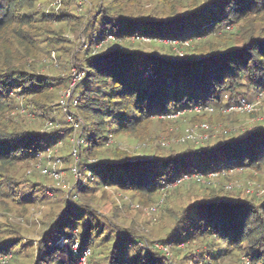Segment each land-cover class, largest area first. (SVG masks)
Listing matches in <instances>:
<instances>
[{"label":"trees","instance_id":"1","mask_svg":"<svg viewBox=\"0 0 264 264\" xmlns=\"http://www.w3.org/2000/svg\"><path fill=\"white\" fill-rule=\"evenodd\" d=\"M80 2L0 0V256L11 255L5 264H78L86 249L88 264H264V121L214 134L201 127L218 110L256 113L227 109L264 91V0ZM109 36L114 40L104 45ZM141 39L154 50L130 42ZM44 64L54 69L43 73ZM72 69L84 76L63 111L59 100ZM20 106L35 122L19 116ZM181 113L202 138L155 142L150 156L118 147L120 137L151 139L154 126ZM67 115L80 121L78 132ZM69 138L76 143L61 158L71 163L73 186L48 188L37 169ZM234 175L245 185L228 187ZM106 189L129 194L141 208H161L163 226L140 230L119 220V209L104 212ZM50 198L38 238L23 241V227L6 214L26 217Z\"/></svg>","mask_w":264,"mask_h":264},{"label":"rangeland","instance_id":"2","mask_svg":"<svg viewBox=\"0 0 264 264\" xmlns=\"http://www.w3.org/2000/svg\"><path fill=\"white\" fill-rule=\"evenodd\" d=\"M55 6H57L56 4H54ZM84 9L82 10L81 13H83ZM88 13L85 12L83 14L84 18H87ZM68 35V34H66ZM70 38V37H69ZM75 37H73L74 39ZM72 39V40H73ZM112 42L113 40H108L106 41V43H104V45H108L109 43ZM130 42H137V43H141L140 46H142V48H146V51H150V50H154V47H151V44L148 40L145 39H141V40H130ZM161 44L164 46V49H166L167 45L169 44L167 41H163L161 42ZM171 46H173L172 48L174 50H176L175 44L174 43H170ZM77 47V46H76ZM158 51L165 53V51H163V49L159 50V47L157 49ZM176 52H178L176 50ZM179 54L181 52H178ZM57 53H51V56H56ZM48 58V56L46 57V59ZM57 61V60H56ZM46 67L43 69V73L47 72L48 70L54 69L50 66H48V64H44ZM54 67V66H53ZM60 68V67H59ZM61 69V68H60ZM73 70V69H72ZM71 70V73H72ZM251 94V92H250ZM249 94V95H250ZM248 97L247 99L249 100V104H255L254 105V112L255 115L254 116H248V115H232V116H222L223 114L220 113H216L213 112V115H210V117L206 116L205 119H209L208 125L203 124L204 126H201L202 128L205 129H211L212 130V134L217 133L221 130H223L224 128H247V127H251L254 126L256 124V122H261V120L264 121V91H262L260 94H256V95H251L246 96ZM247 102V101H245ZM248 103V102H247ZM237 107V105H236ZM20 110L18 112L19 116H21L22 118H24L26 121L28 122H35L36 117L30 115L27 111H25V113H23L22 109H24V107L20 106ZM227 111H230L229 108L227 109ZM239 111V110H238ZM58 112H60V109H58ZM233 112V111H231ZM243 113V112H242ZM251 113V112H250ZM55 115H58L57 112L54 113ZM54 115V116H55ZM61 115H58L56 117V120L59 121L61 119ZM176 119H174V121L172 123H164V124H158L156 126L153 127L152 132H151V139H148L147 141H144L143 143L138 144L139 142H135L132 139H128V138H124V137H120L117 139V144L118 147L123 149V150H127L129 152H132L134 156H150L152 154V150L153 149V144H157V142L159 141H164L163 143H175L177 142V139L179 137H184V134H187L188 137L190 138H197L200 139L202 138V135L199 134L200 129L198 128L199 125H197L196 122H190V120L187 118H182L184 117V115L182 116L181 114L175 115L174 116ZM204 120V119H203ZM46 122V121H45ZM42 123L39 130H45V124L46 123ZM38 125V124H36ZM39 126V125H38ZM55 127V126H54ZM59 127V126H58ZM56 128V127H55ZM160 133L158 138H155L156 134ZM210 133V134H211ZM170 135L169 137H167V135ZM204 135H207V133H205ZM72 143H76L75 140L72 142V139L69 138L68 140H62L60 141L56 147L53 148L52 150V154L50 156V159L45 160V164H42V167H47V166H52V164L55 161H59V163L56 165V171L60 174V180H55L52 176L50 175H46V176H42L39 174V171H41L40 169H37V174L41 176L44 184L48 187V188H62L64 190H66L67 188H71L73 186V181L74 179L70 176L69 173V168H70V161L66 162L61 158V156H69L70 154V150H71V145H73ZM75 145V144H74ZM61 158V160L59 159ZM218 161L216 160L214 162V165H216ZM210 165L206 166L205 168H209ZM196 178V177H194ZM230 181L228 184H226L228 187H235V186H244L245 185V180L242 179L240 176L238 175H234L232 177L229 178ZM176 185L172 184L169 187H174ZM105 193L107 195L106 197V202H100V208L104 211V212H110L112 210L119 209L118 210V219L123 221L125 220L126 222H133L135 223V226H137L140 230L143 228H151V229H159V227H162L163 225L160 223V218L162 216V212H161V208L155 207V205L153 206L154 208L148 209L147 207H140L138 205V203L135 200H132L131 197L129 196V194L122 195L120 193L116 194L113 193V189H106ZM61 194V193H60ZM102 192H99L97 194V198H99L101 196ZM58 196V194H57ZM52 202L53 199H45L44 201L38 202L37 206L35 208H33V211L30 212L29 215H27L26 217H20L18 214H6L7 222H10L11 224L14 225H20L21 228L23 227V229L21 230V233L23 235V241H30V240H34L35 238H38L39 233L41 232V229L43 228V224L41 223V217L43 218L44 214L48 211H50L53 206H52ZM152 206V205H151ZM54 212V211H53ZM48 214V213H46ZM1 222V221H0ZM73 233L77 235V231L73 230ZM171 253V252H170ZM172 254V253H171ZM90 255V254H89ZM89 255L87 256V258L85 259V262H79L78 259V264H88L89 262ZM173 258V256H172ZM95 264H98L95 262Z\"/></svg>","mask_w":264,"mask_h":264},{"label":"built area","instance_id":"3","mask_svg":"<svg viewBox=\"0 0 264 264\" xmlns=\"http://www.w3.org/2000/svg\"><path fill=\"white\" fill-rule=\"evenodd\" d=\"M84 3H87L86 0H82V2H80V6H83ZM108 40H114L113 37L109 36ZM84 76V71L82 70H72L71 73V82L69 85V88L67 90H65V92L62 94L60 100H59V105L62 108L63 111L66 110L67 107V99L70 96L71 93V88L74 86V84L76 83V81L80 80L82 77ZM254 105L255 104H249L247 102H245L244 100H241L239 102V104L234 107H230L229 110H239L241 112H251L254 109ZM66 120L67 122H69L71 124V126L73 127L74 132H78L80 129V121L76 120L75 118H73L71 115H67L66 116ZM48 126H53L52 123H48ZM204 126V125H202ZM75 140V138L72 139V142ZM76 142V141H75ZM74 164L71 168V173L75 178L79 177V173H78V167H77V160L76 157H74ZM59 163V161H55L51 168L50 166L47 167H43L41 168V172L42 174H46V175H50L52 176L55 180H60V174L56 171V165ZM78 242L75 241L74 244L72 245V251L74 254L78 255ZM164 251H166V249H164ZM89 255V250L86 249L84 250L81 254H79V262H85V259L87 258V256ZM11 258V255H5V256H0V264H5L9 259Z\"/></svg>","mask_w":264,"mask_h":264}]
</instances>
